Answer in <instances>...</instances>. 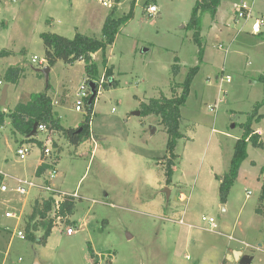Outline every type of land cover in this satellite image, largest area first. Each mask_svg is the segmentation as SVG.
Returning <instances> with one entry per match:
<instances>
[{
    "label": "rangeland",
    "instance_id": "obj_1",
    "mask_svg": "<svg viewBox=\"0 0 264 264\" xmlns=\"http://www.w3.org/2000/svg\"><path fill=\"white\" fill-rule=\"evenodd\" d=\"M241 2L252 4L254 17L264 16V0H220L213 19L207 13L200 19V62L187 27L195 0H118L110 8L99 0H0V48L14 53L0 59V92L8 67L24 70L19 83L8 86L4 112L46 90L43 76L35 72L45 64L31 62L44 59L42 34L100 39L113 8L115 17L131 14L105 55L92 56L99 80L93 82L101 88L112 68L117 86L99 89L90 140L73 147L60 135L39 132L22 144L30 153L20 161L16 151L23 138L12 134L8 119L0 128V185L7 188L0 192V264H237L233 252L251 257V264H264V216L256 213L264 178V107L251 126L263 147L248 145L224 204L216 180L228 173L241 126L263 99L258 78L264 71V33L254 35L249 24L234 22ZM151 5L157 7L153 16L146 12ZM194 67L198 70L180 109L183 138L167 183V135L158 117L140 115L141 105L170 98ZM85 83L81 61L50 68L47 95L64 128L85 121L84 108L75 112L77 90ZM209 106L216 107L210 111ZM49 140L47 161L55 162L57 172L52 186L61 194L55 200L69 195L78 201L69 218L74 225L57 220L42 245L25 240L24 219L32 202L48 193L32 190L21 196L15 189L16 180L42 181L35 171ZM202 218H213L216 232L208 231ZM68 228L73 235L66 234Z\"/></svg>",
    "mask_w": 264,
    "mask_h": 264
},
{
    "label": "trees",
    "instance_id": "obj_2",
    "mask_svg": "<svg viewBox=\"0 0 264 264\" xmlns=\"http://www.w3.org/2000/svg\"><path fill=\"white\" fill-rule=\"evenodd\" d=\"M219 2L220 0H195V5L191 12L190 21L187 27L193 31V41L199 48L198 55L200 62L203 52L200 43V19L201 16L206 13L213 19L216 16ZM114 12L115 8L112 9L105 19L101 29L100 39L82 34H76L72 39L57 34H42L40 38L44 47L45 67L52 68L57 62L71 66L75 62L81 61L84 65L86 82H98V72L95 64L92 62V56L98 52H101L103 56L105 55L106 49L114 43L115 37L120 28L128 22L131 16V14H128L127 16L118 18L115 17ZM11 56H14L13 52L0 48V59ZM106 62V59L103 57V64L106 65ZM197 70L198 67H194L188 71L184 82L175 85L172 88V96L170 98L161 96L157 99L150 100L148 104L141 105L140 115L143 117H158L159 123L163 126L167 135L166 154L163 157L164 159H167L169 164L165 171L167 183L170 181L172 175L171 162L176 157L174 152L177 142L183 138V135L179 132L181 120L180 109L187 101L189 90ZM23 71V68L19 66L8 67L4 72L3 82L7 85H17L23 76ZM112 71V68L106 70L105 77L107 78V82L103 83L101 88H99L97 84V93L99 89L108 90L117 86V82L113 79ZM38 75L40 76V74ZM258 81L263 87L262 102L255 105L252 113L247 118V122L241 126L243 130L242 136L236 140L234 144L228 173L222 178L216 177V180L219 182V200L221 204L225 203L226 196L237 177L239 167L247 158L246 151L248 145L250 144L254 148L263 147V142L260 136L257 135L256 132H253L251 126L252 123L257 120L258 110L261 107H264V71L259 76ZM49 88L50 87L47 86L43 93L31 95L26 102L17 104L14 109L9 112H4V108H0V128L4 125L5 120L8 119L12 134L23 138L20 142L21 145L19 148L24 142H31L34 140L33 137L28 138L34 125H37V133H39L38 127L43 126L45 132L60 135L63 140L73 147H78L91 139L92 135L90 133L89 124L96 98L92 101L89 107L87 106V103L90 94L86 99L85 110L87 115L82 124L76 128H64L61 126L57 114L53 111L52 100L47 95ZM53 147L57 148V144L53 143ZM48 169L51 168L42 164V166L37 168L35 173L38 178L44 179L46 184L48 183L44 178V174ZM260 173L264 176V166ZM1 179L2 177L0 176V183ZM61 198L62 200L58 202L57 206H55L54 195L52 194H48L46 199H36L32 202L30 207L31 212L24 219L23 230L25 240L45 245L51 235L52 229L54 228V223L57 220H64L65 223L74 225V222H69V218L74 214L78 198L69 195H64ZM256 213L264 216V178L259 193V208ZM40 230L43 231L42 237L37 238L36 233ZM91 256L95 257L92 252Z\"/></svg>",
    "mask_w": 264,
    "mask_h": 264
},
{
    "label": "built area",
    "instance_id": "obj_3",
    "mask_svg": "<svg viewBox=\"0 0 264 264\" xmlns=\"http://www.w3.org/2000/svg\"><path fill=\"white\" fill-rule=\"evenodd\" d=\"M11 3H15L17 0H8ZM101 5L105 8L114 7L117 3V0H99ZM235 15H234V22L239 23L242 22L247 26L249 24L250 26V32L254 35H259L261 33H264V16H258L254 17L253 15V7L252 4H249L247 2H241L240 4L235 6ZM146 12L148 15L153 16L157 13V7L155 5H151L146 9ZM243 30V26L241 30H238L237 33L239 34ZM31 62L33 64H38V66L43 67L45 64L44 59H39L37 57H33ZM229 80H227L228 82ZM2 84L0 83V86ZM90 94L88 83L86 82L84 85H81L76 93V101H75V112L81 113L83 108L85 109V101L88 98ZM216 107V106H215ZM215 107L209 106L208 109L210 111H213ZM38 132H45V129L43 126L38 127ZM49 146L44 145L43 151H42V160L41 163L45 166H49V168L44 174V178L47 181L48 184L44 182V179L37 184L36 182H33L31 180H16L17 187L15 189L16 194L25 196L28 195L32 190L45 192L48 194L54 195V201L55 206H57L58 202L55 200L56 196L61 195L57 190H55L52 186L53 180L56 178L57 172L55 170V162L47 161V159L51 158L52 149L50 146V140L48 142ZM30 150L26 147H20L16 151V156L20 161L25 160V158L29 155ZM7 191V188L4 185H0V192L5 193ZM75 197V196H73ZM6 217L11 218V214H6ZM202 222L208 223V231L210 232H216L217 226L213 218H202ZM66 234L68 236H71L74 234L73 230L71 228H68L66 230ZM17 236L20 239H24V235L21 232L17 233Z\"/></svg>",
    "mask_w": 264,
    "mask_h": 264
},
{
    "label": "water",
    "instance_id": "obj_4",
    "mask_svg": "<svg viewBox=\"0 0 264 264\" xmlns=\"http://www.w3.org/2000/svg\"><path fill=\"white\" fill-rule=\"evenodd\" d=\"M36 73L40 74L43 76L45 82H46V87H47V83H48V77H49V72H50V68L49 67H44L42 69L39 70H35ZM8 86L7 84H5L0 92V108H3L5 106V102L7 100V90H8ZM97 83L90 81L88 82V87H89V91H90V98L88 100L87 106L89 107L92 103V101L96 98L97 96V89H96ZM137 116H139V113H137ZM37 133V125L33 126V129L31 131V133L28 135V138H32L36 135ZM165 194H166V198L169 195V192L167 189L164 190ZM224 206H221V213H224ZM234 254V261L237 264H251L252 259L246 256H242L241 252H233Z\"/></svg>",
    "mask_w": 264,
    "mask_h": 264
},
{
    "label": "crops",
    "instance_id": "obj_5",
    "mask_svg": "<svg viewBox=\"0 0 264 264\" xmlns=\"http://www.w3.org/2000/svg\"><path fill=\"white\" fill-rule=\"evenodd\" d=\"M11 67V66H10ZM2 86V85H1ZM53 102H55L54 100H53ZM55 104V103H54ZM53 104V105H54ZM54 135V134H53ZM94 154V152H92V155ZM42 160V159H41ZM41 160L39 161V164L37 165V168L39 167V166H42V163H41ZM36 168V169H37ZM36 172V171H35ZM36 178H37V181H40V178H38L37 176H36ZM242 256H243V253H242ZM249 258H251V257H249ZM252 259V258H251ZM252 261H253V259H252ZM252 263V262H251Z\"/></svg>",
    "mask_w": 264,
    "mask_h": 264
}]
</instances>
